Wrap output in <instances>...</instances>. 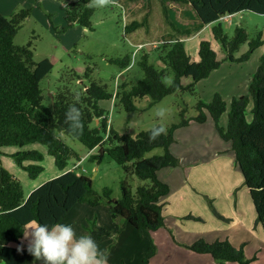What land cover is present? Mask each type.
<instances>
[{
	"label": "trees",
	"instance_id": "16d2710c",
	"mask_svg": "<svg viewBox=\"0 0 264 264\" xmlns=\"http://www.w3.org/2000/svg\"><path fill=\"white\" fill-rule=\"evenodd\" d=\"M67 3L66 22L69 26L81 25L94 29L92 16L94 0H61ZM169 23L181 34L201 31L208 24H213L211 35H201L196 53H191L186 42L174 38L172 44L161 49V61L167 66L158 68L150 61L149 53H144L138 63L144 76L135 84L123 81L115 94L107 86L96 81L87 86L86 92L79 96L77 107L82 112L84 130L82 134H73L65 122V112L76 103V94L60 92L47 101L42 88V80L53 70V61L49 58L35 59L32 42L17 44L15 37L24 20L31 14V9L23 8L12 17H7L0 10V150L4 146H26L41 143L47 147L57 167L64 170L60 175L49 179L27 197L21 180L0 165V260L6 264H24L34 257L27 247H13L9 242H21L26 226L36 221L54 225L61 223L69 211L78 203L87 202L98 206L107 203L113 218H122L124 224L134 226L140 234H149L151 243L143 264H152L153 259L165 252L158 243V235L166 230L174 244L175 237L166 226L164 215V198L171 191V185L160 177V170L177 167L181 159L172 151L176 142L177 129L187 126L191 121L205 122L209 116L214 120L221 137L231 141L239 164L244 184L248 187L256 211L255 229L261 227L264 233V55L261 57L257 71L253 74L248 92L233 97L230 105L217 91L206 102L199 99L197 113L186 116L185 109L180 111V120L167 128V134L157 140L149 141V129L139 131L136 135L121 134L108 124L107 109L102 100L115 99L114 104L124 107L127 112L139 110L138 103L150 98L149 105H154L166 96L178 91L197 94L196 85L219 69L223 61H246L253 51L263 43V33L250 38L247 29L237 25L233 36H229L221 18L245 11L264 14V0H160ZM170 2L188 3L193 8L198 23L192 26L183 24L177 18V12L169 6ZM150 13L143 20H134L125 25L126 33L147 27ZM247 44L248 49L240 56L236 52ZM222 50L225 59H222ZM122 69L130 67L131 55L113 57ZM174 76L170 83L166 81L168 68ZM88 73V70L86 74ZM191 78L184 83V78ZM248 111L251 117H248ZM228 114L227 123L223 117ZM130 117V116H129ZM100 119V122L92 124ZM130 119V118H129ZM159 125V124H157ZM64 132L80 140L92 152L93 158L101 159L106 153L126 171L132 170L138 178L145 181L133 192L122 182V196L112 197L111 190H104V197L97 193L92 179L77 170L65 171L68 162L78 154L61 137ZM161 147V154L146 156L154 148ZM95 150V151H94ZM26 169L31 178L44 170L41 165L44 155L37 149L20 150L13 156ZM29 161V164H25ZM216 216L226 223L231 217L220 212L211 197H207ZM195 220H204L200 216L188 215ZM109 231L100 227L93 231L92 237L102 238ZM264 235V234H263ZM247 241L235 246L230 240L214 241L200 237L190 245H185L198 254H205L221 263L238 262L251 264L257 260L256 255L246 257ZM169 257V253L167 254Z\"/></svg>",
	"mask_w": 264,
	"mask_h": 264
},
{
	"label": "rangeland",
	"instance_id": "374dc122",
	"mask_svg": "<svg viewBox=\"0 0 264 264\" xmlns=\"http://www.w3.org/2000/svg\"><path fill=\"white\" fill-rule=\"evenodd\" d=\"M91 4L93 5L94 1ZM169 6L178 12L180 21L193 24L192 16L185 12L190 10L192 14L195 13L191 4L170 2ZM94 7L95 11L92 16L94 29H89L77 24L73 26L67 24L65 18L67 3L61 0H0V10L7 17H12L14 13L23 8L31 9V14L24 20L15 37V42L17 44L32 42L36 60L49 58L53 61V70L41 83L47 101L52 102L53 96L60 92L80 96L86 92L87 86L93 81L107 86V89L115 94L118 85L123 81L135 84L144 76V71L138 63L144 53H149L150 61L158 68H166L167 66L160 58L161 49L164 45L172 44L176 37L186 42L191 53L197 50L195 44L199 38L198 35L196 33L181 34L176 31L169 23L160 0H109L104 7ZM148 12L150 16L147 27L126 33V24L134 20H143ZM220 22L230 37L234 35L236 26L242 25L247 29L251 39L256 38L260 32L263 33L264 39V14L245 11L234 14L230 18L223 17ZM197 23L198 19H195V24ZM211 31L212 27L204 29L201 35H211ZM140 44H143V47H140ZM247 49L248 45L245 44L236 54L240 56ZM127 54L131 55L132 62L126 69H122L119 64L110 60L113 57L123 58ZM225 55V51L222 50V59H225ZM263 55L264 43L255 49L246 61H223L219 69L197 83V94L180 90L154 105H149L151 99L145 98L138 103L140 109L132 113L127 112L124 107L115 105L114 98L102 100V106L108 110L106 114L108 124L121 134L130 135H136L141 130L161 123L169 128L171 124L180 120L182 109H185L187 117L196 115L198 100L203 99L208 102L217 91L230 105L233 97H239L248 92L251 78L257 71ZM167 69L166 81L170 83L174 74L169 67ZM183 81L189 83L191 78H184ZM159 108L167 110L166 118L163 120L156 116ZM248 112V117H251L250 111ZM227 117L226 113L225 121ZM99 122L100 119H97L92 125L95 126ZM60 135L66 144L78 154V157L68 162V166L73 168L80 160L81 165L78 170L92 179L94 190L103 197L104 190L109 188L112 197L119 199L122 196V182H125L133 192L145 182L138 178L132 170L126 171L107 153L101 159L93 158L92 154L98 153V150L92 152L80 140L64 132ZM177 136L185 146L192 139L191 135L188 137L186 133L180 132ZM185 137H188L187 141ZM178 144L180 145V142ZM27 149H37L44 155L41 162L44 170L35 178H31L28 171L20 167L21 165L15 161V158L13 159L16 150ZM162 152L163 149L157 147L147 152L146 156ZM0 165L11 171L14 166H17L19 170L17 175L23 180L26 191H29L30 184L35 185L46 179H52L51 177L61 170L55 164V159L49 154L47 147L41 143H32L23 147L4 146L0 150ZM191 166V164L187 165L185 172L197 165ZM181 179L189 181L187 174ZM175 185L171 182L174 190L178 189ZM191 188L193 189L192 185ZM196 194L202 196V201H189L190 206L181 207L180 204H183L184 199L176 200L175 195L174 197L168 195L163 200L166 226L175 237L176 243L174 244L169 233L163 230L157 238L165 252L156 256L152 264H239L233 261L221 263L208 255L195 253L185 246L200 237L210 241L228 239L237 247L247 241L246 257L254 255L257 257V260L251 264H264V233H261L262 235L259 233V231L263 232L261 227L255 229L246 227L242 223H236L241 221L237 217L238 211L225 199L220 203L227 208L229 213L220 211V207L217 209L225 215L230 214L232 221L230 223L222 221L212 210L207 200L209 195L198 192ZM108 207V204L104 202L98 206L89 205L87 202L78 203L66 215L65 224H71L77 235H85L87 232L91 234L100 227L106 228L109 231L108 234L102 235L100 239H94L100 249L105 252L107 264H143V258L151 243V236L140 234L134 226L124 224L122 218H113ZM190 214L200 216L204 220L187 217ZM168 253L169 257H167ZM24 264H43V261L34 258Z\"/></svg>",
	"mask_w": 264,
	"mask_h": 264
},
{
	"label": "crops",
	"instance_id": "0c3cea01",
	"mask_svg": "<svg viewBox=\"0 0 264 264\" xmlns=\"http://www.w3.org/2000/svg\"><path fill=\"white\" fill-rule=\"evenodd\" d=\"M185 12L186 14L192 16V20L194 22L193 24H189L190 22L187 23L182 21L181 22L183 24H187L190 26L194 25L195 19L197 18H195L194 14H192L190 10H186ZM177 18L179 19L178 12H177ZM212 26L213 24H208L201 31L196 32V35H198V37L200 38L201 32L204 29L206 30L208 28L210 29V27ZM199 38L197 39V42L195 44L196 48L198 47ZM236 56H238V54H236ZM226 123L227 121H225L223 117V124ZM180 132L184 134L186 133L188 137L191 135L192 139L189 141L187 146H185L180 141V138H178L177 134H180ZM175 135H176V142H174L171 145V149L178 157H180L181 164L177 167L163 168L160 170L159 173L160 177L163 180L170 183V185L172 182L174 185L176 184L178 186V189H175L176 192L171 187V191L168 195L169 196L175 195L176 200L183 198L184 199L183 204L182 203L180 204L181 207L190 206L191 202L189 201L192 202L202 201V196L196 194V192L209 195V197L214 198L215 200L214 204L215 206H217L218 209L220 207V211H225L226 213H229V211H227V208L220 203L221 200L225 199L238 211L237 217L241 221L236 223H242L246 225V227L248 226L254 228L255 219H256L255 207L250 195V191L248 187L244 184V176L239 164L236 161V155H235V151L232 148V143L231 141H227L221 137L212 117L209 116L208 119L203 123L197 121H191L187 126L177 129ZM188 137H185L186 141L188 140ZM179 142L180 145L178 144ZM178 145L179 147H176ZM181 145L183 147H181ZM182 148H184V150ZM18 151L20 150H16L15 153ZM13 154L14 153H12V155ZM29 163H30L29 161L25 162V164H29ZM189 164H191L192 166L193 165H197V166L185 172L186 171L185 168ZM69 168H71V166H67L65 171H68ZM20 169L21 171H23L22 168ZM12 170L13 171L11 170L9 171L12 172L14 175H16L23 184V180L19 177V175H17L19 174L18 167L14 166ZM63 172L64 170L57 171L55 175H53V177L51 178H54ZM185 174L188 175L189 178L188 182L181 179L184 178ZM46 180L41 181L40 183H37L35 185L30 184L29 191H26L25 186L23 185L26 196L28 197L34 189H36ZM218 181L220 183H218ZM189 183L193 186V189L191 188V185ZM173 191L175 192V194ZM226 216H230V214H227ZM65 218L61 223L63 224L66 223ZM33 222L36 221L30 222L26 226V228L29 227ZM259 233L261 234L260 231ZM85 235L92 236V233L90 234L87 232ZM9 245L18 248L27 247L28 241L23 237L21 242L12 241L9 242ZM0 264H6V262L0 260Z\"/></svg>",
	"mask_w": 264,
	"mask_h": 264
},
{
	"label": "clouds",
	"instance_id": "9594fccd",
	"mask_svg": "<svg viewBox=\"0 0 264 264\" xmlns=\"http://www.w3.org/2000/svg\"><path fill=\"white\" fill-rule=\"evenodd\" d=\"M108 2L109 0H94L93 6L104 7ZM79 99L77 94L76 103H73L65 112V122L73 134H82L84 130L82 112L77 107ZM166 113V109L159 108L156 116L163 120L166 118ZM148 131L151 142L157 140L162 134L166 135L167 127L161 123L153 125ZM77 168L71 167L69 170L82 173ZM24 239L28 241L27 251L36 260H42L43 264H107V256L95 239L91 235L77 236L71 224L49 225L33 222L24 230Z\"/></svg>",
	"mask_w": 264,
	"mask_h": 264
},
{
	"label": "built area",
	"instance_id": "2783aa9c",
	"mask_svg": "<svg viewBox=\"0 0 264 264\" xmlns=\"http://www.w3.org/2000/svg\"><path fill=\"white\" fill-rule=\"evenodd\" d=\"M230 17H231V15H226V16H224V18H230ZM139 46H140V47H143V44H140ZM80 162H81V161H79L78 163H76L72 169H75V168L79 167L80 164H81Z\"/></svg>",
	"mask_w": 264,
	"mask_h": 264
}]
</instances>
